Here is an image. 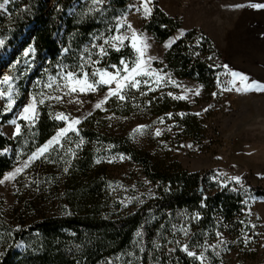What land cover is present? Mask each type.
Returning a JSON list of instances; mask_svg holds the SVG:
<instances>
[{"label": "trees", "instance_id": "obj_1", "mask_svg": "<svg viewBox=\"0 0 264 264\" xmlns=\"http://www.w3.org/2000/svg\"><path fill=\"white\" fill-rule=\"evenodd\" d=\"M127 3L128 0H104L103 4H94L93 0H54L49 6L47 0H17L9 4V15H0V37L7 46L20 48L6 64L17 72L21 91L26 92L28 80L35 76L55 74L64 66L75 70L81 57L89 73L95 66L119 67L122 58L132 65L136 53L129 44L117 51L103 39H96L101 34L115 33L114 18L125 11ZM181 26L178 19L156 5L144 29L163 42ZM100 44H104V56L93 47ZM29 46L34 51L25 56L24 49ZM65 48L68 52H64ZM89 53L98 64L88 62ZM28 58H32L30 63H26ZM219 58L221 53L212 40L195 29L185 31L164 54L168 70L179 78L201 83L208 93L214 90L222 70L215 62ZM142 89L128 88L124 101L112 97L107 109L97 110L80 124L79 133L70 136L75 138L71 143L67 137L18 177L16 206L9 215L0 209V264H124L123 256L129 252L137 258L133 264H166L167 255H160L166 252L161 244L167 241L166 235L171 236L183 226H190L193 237L202 239L219 229L232 235L240 233L247 191L264 197V187L252 184L248 178L243 179L245 190L234 189L231 184L223 186L214 180V169L190 172L177 161L163 167L155 165L149 152L118 132L117 116L129 115L139 107L152 116L173 112L189 135L200 128V122L189 113H176L186 108L182 101L156 96L154 92L142 95ZM17 104L1 115V124L13 117ZM63 125L51 107L42 103L33 124L21 121L19 135L10 138L0 132V178ZM79 139L82 142L75 147ZM7 147L11 148L10 154L3 151ZM107 150L126 155L141 166L145 175L158 183L159 194L133 211L110 214L103 159ZM51 168L54 176L49 175ZM31 184L39 191L52 186L61 212L50 216L42 213L37 207L38 192L28 191ZM186 213L195 217L198 214L199 218L187 219ZM175 252L179 264H193L179 247Z\"/></svg>", "mask_w": 264, "mask_h": 264}, {"label": "rangeland", "instance_id": "obj_2", "mask_svg": "<svg viewBox=\"0 0 264 264\" xmlns=\"http://www.w3.org/2000/svg\"><path fill=\"white\" fill-rule=\"evenodd\" d=\"M14 1L17 0H7V3L0 0V3H4V7L0 8L1 16L9 15L8 5ZM47 1L51 6L54 0ZM250 3H264V0H151L149 5L152 9L151 15L157 5L165 13L178 19L182 25L180 30L170 38L159 42L151 32L144 29V24L151 15L145 18L143 8L139 12L136 11L141 0H128L126 9L120 16L126 14L127 21L139 34L147 38V43L150 45L147 49V56L153 57V59L147 60L146 66L154 75L137 77L142 81H148L147 84H140L139 89L143 88L141 93L147 95L149 92H154L156 96L167 95L171 98L185 95L187 99L176 100L182 101L186 108L177 110L176 113L179 115L189 113L200 122V128L189 135L182 130V125L175 120L173 114L170 118L168 116H152L145 108L139 107L132 109L129 115L117 116L115 121L119 126L118 132L128 135L138 148L149 152L155 165L163 167L177 161L190 172L214 169V177H218L214 180L219 184H221L220 181H225L226 185L231 184L234 189H247L243 181L244 178H248L254 185L264 187V91H236L235 88L242 87V85L239 81L233 85L232 77L225 74V70L222 68L218 73L214 90L208 93L201 83L177 77L166 68L164 62V54L169 48L164 46L165 43L171 46L181 36V30L184 33L195 29L210 38L221 53V58L215 60L216 63L227 64L231 69L247 74L250 80L264 82V9L247 6ZM236 4L245 6L231 7ZM130 5L136 7H130ZM127 31L125 25L121 32L126 33ZM0 40H4V45L0 46V92L5 93L0 96V121L1 115L13 110L19 102L13 117L3 124L0 123V132L6 136L10 138L16 136L13 134L15 125L10 122L15 120L21 126L23 119L19 117V114L27 104L32 102L33 97L36 99V112L33 120L26 121L28 123L33 124L37 120L41 99H44V103L51 107L56 118L60 113L69 115L70 119L80 118L81 122L75 126L78 131L70 130L61 137L59 145L52 147L60 146L67 137L71 143L75 138L70 136L79 133L80 124L88 116L97 110L107 109L108 101L112 97L99 109L95 107V104L106 95L108 86L98 85L95 92L85 93L78 91L70 93L67 89L56 90V85L59 83L58 74H62L64 69L45 77L31 78L26 85L28 89L23 93L17 85V72L6 64V61H9L20 48L14 49L13 46H7L2 37ZM127 44L130 45L128 41H125L119 49ZM106 45L111 47L109 44ZM31 59L28 58L26 63H30ZM125 62L131 66L128 61ZM97 68L99 67L95 66L93 71ZM100 69L114 71L111 67ZM5 75H10L13 79L5 82L3 79ZM157 75L161 77L159 82L156 79ZM97 78L90 76V79ZM169 78L176 83H171ZM49 84H52L51 88L47 87ZM112 87L115 85L113 84ZM61 88H63L62 84ZM197 88H199V95L194 94ZM234 92L237 93V96L233 95ZM9 93L15 103L11 105L10 110L6 111L7 94ZM169 93L172 95L170 96ZM58 95L63 97L62 100L51 98ZM161 117H163V123L160 122ZM63 122L64 125L61 128L67 126V122ZM138 125L146 127L134 132ZM156 129H160L161 134L158 136L155 134ZM80 142H82L80 139L76 141L75 147ZM6 149L7 151L4 153L10 154L11 148L7 147ZM108 149L111 150V148ZM27 158L20 160L14 167ZM103 159L106 166L105 175L108 179L106 194L110 214L116 215L120 212L133 211L159 194L158 183L151 181L145 175L143 168L128 156L109 151L103 155ZM13 168L9 171H12ZM21 174L15 180L0 184V209L7 215L16 206L17 180ZM49 175H55L52 168L49 169ZM233 176H240L241 182L238 184L232 181L230 177ZM28 189L30 193L38 192L37 207L42 209V213L50 216L61 212L62 207L56 200L52 186L46 185L42 191H39L31 184ZM186 215L187 219L195 217V214L191 213H186ZM243 221L244 226L237 235L219 229L203 239L194 238L191 227L183 226L188 235L185 236L181 229L171 236L166 235L167 241L161 244L166 252H161L160 255L161 257L164 254L167 255L166 264H179L175 251L176 247L180 248V246L175 241H180L181 244H188L189 250L195 251L197 254L204 251L205 264H264V197L255 196L247 191ZM217 232L223 234L222 238L225 241L223 244L218 243L221 237H217ZM199 245H205L206 250ZM173 249L175 250L173 251ZM124 256V264H133L137 259L134 252H129ZM191 258L193 264H200V261ZM152 264L162 263L154 262Z\"/></svg>", "mask_w": 264, "mask_h": 264}, {"label": "snow or ice", "instance_id": "obj_3", "mask_svg": "<svg viewBox=\"0 0 264 264\" xmlns=\"http://www.w3.org/2000/svg\"><path fill=\"white\" fill-rule=\"evenodd\" d=\"M104 0H93L94 4H103ZM4 3H7V0H4ZM4 3H0V8L4 7ZM151 4V0H141V4L139 7H136L135 5H130V7H136V11H140L141 8H143V15L145 18L151 15L152 9L149 6ZM245 5H232L231 7L240 8L244 7ZM249 7H252L254 9H264V3H250L247 5ZM116 20V23L114 25L115 34L114 35H108L104 36L101 34L99 37H96V39H103L104 44H109L111 47L115 48L117 51H119L120 46L123 45L125 41H128L130 43V46L135 50L137 53V59L134 63H132L131 66H129L123 58L121 59L120 65H111V68L114 71H109L107 69H100L97 68L91 73L87 71L86 63L84 61V58L81 57L80 64L76 67L75 70L71 69L70 66H64V70H62V74H58V80L59 83L56 85V90L63 91V89H67L70 93H76L77 91L80 93H85L88 91L95 92L97 90L98 85L108 86L107 87V93L106 95L99 100L95 107L97 109L101 108L103 104H105L110 97H116L117 99L124 101L126 99L125 95V89L126 88H132L139 90L140 84L145 83L147 84V80H140L137 79L139 76H152L154 73L148 70L146 63L147 60L153 59V57L147 56V49L150 47V45L147 43V38L143 37L141 34H139L136 29L132 26L131 23L127 21L126 14L122 16H116L114 18ZM127 26L128 31L126 33H122L121 29ZM111 31V30H110ZM180 35H183V30L180 31ZM104 44L100 45H93V47H97L99 49V55L104 56L106 55V51L104 48ZM4 45V40H0V46ZM165 47H170V44L165 43ZM34 49L29 46L25 51L24 55L28 56ZM87 51V50H86ZM64 52H68V49L65 48ZM209 60L212 59V57H208ZM88 62L91 64H98L99 61H95L91 59V54L88 55ZM219 67L223 68L225 70V74L230 75L232 77L231 83L233 85L236 84L237 81L240 82L242 87H236L235 90L240 91H264V82H260L258 80H250L249 76L243 72L231 69L227 64H221ZM91 77H98L97 79H90ZM4 81L8 82L13 79L10 75L4 76ZM157 81L161 79L157 75L156 77ZM170 82L175 84V81H172L169 78ZM61 84L63 85V88H61ZM115 85V87H112V85ZM47 87H52V84L47 85ZM231 90V89H228ZM187 91V90H186ZM143 95V93H141ZM195 95H199V88L196 89ZM5 95V93L0 92V96ZM8 95V105L6 106L5 110H10L11 105L15 103V101L11 98L10 93ZM171 96L172 93H169ZM213 95H216V93H213ZM47 98V97H46ZM52 99L56 100H62V96H54L51 97ZM174 99H187V96L185 95H179L173 97ZM82 103V101H79ZM39 103H44V99H41ZM206 110V109H205ZM36 112V99L35 97L32 98V102L27 104L23 111L19 114V117L25 121H31L33 120ZM169 118L172 116V113L166 114ZM183 115V114H180ZM199 115V113H197ZM57 119L63 120L67 122V126L64 128H61L57 134L53 137H51L45 144L37 147L34 151L31 152V154L28 156L27 160L23 161L21 164L17 165L13 168L12 171H9L7 173H4L2 178H0V184H4L6 181L15 180L16 177L23 173L25 169H27L32 162L35 160L40 159L41 157H45V154L48 152L49 148H51L53 145H59L60 139L62 136H64L67 132L71 131H78L76 129V125H78L81 121L79 117H73L69 118V115L60 113L57 115ZM160 122L163 123V117L160 118ZM11 124L15 125L14 128V135H19L21 132V126L16 123L15 120L10 122ZM146 126L145 125H138L137 129L134 130H142ZM155 134L158 136L160 135V129H156ZM188 147H191V145H188ZM4 152L7 151V149H3ZM71 151V149H69ZM123 158V157H121ZM99 163V160L97 161ZM65 172L68 171L67 168L64 169ZM214 179H218V177H214ZM232 181H235L236 183L241 182L240 176H233L230 177ZM220 183L223 186H226L225 181H220ZM201 204L203 205V201H201ZM195 218H199V215ZM241 223H243L241 221ZM17 230H19V225H17ZM182 232H184L185 236L188 235V232L186 229H181ZM139 235V233H137ZM11 235V233H9ZM217 237H221V239L218 241L219 244H223L225 241L222 238V233L217 232ZM250 239V238H249ZM177 245L180 246L181 251H184L187 253L189 257H193L195 260L200 261V264H205L206 257L204 254V251L199 252L198 254L195 251L189 250L188 244H181L180 241H175ZM158 247V245H157ZM201 248H205V245H199ZM215 247V246H212ZM175 249H173L174 251ZM2 255V253H0Z\"/></svg>", "mask_w": 264, "mask_h": 264}, {"label": "built area", "instance_id": "obj_4", "mask_svg": "<svg viewBox=\"0 0 264 264\" xmlns=\"http://www.w3.org/2000/svg\"><path fill=\"white\" fill-rule=\"evenodd\" d=\"M233 95H234V96H237V93H236V92H234V93H233Z\"/></svg>", "mask_w": 264, "mask_h": 264}, {"label": "crops", "instance_id": "obj_5", "mask_svg": "<svg viewBox=\"0 0 264 264\" xmlns=\"http://www.w3.org/2000/svg\"><path fill=\"white\" fill-rule=\"evenodd\" d=\"M1 10V9H0Z\"/></svg>", "mask_w": 264, "mask_h": 264}]
</instances>
